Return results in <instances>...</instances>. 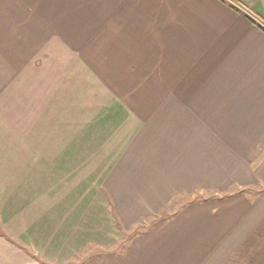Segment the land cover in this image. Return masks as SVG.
Masks as SVG:
<instances>
[{"label":"crops","instance_id":"0c3cea01","mask_svg":"<svg viewBox=\"0 0 264 264\" xmlns=\"http://www.w3.org/2000/svg\"><path fill=\"white\" fill-rule=\"evenodd\" d=\"M261 256L264 0H0V264Z\"/></svg>","mask_w":264,"mask_h":264},{"label":"rangeland","instance_id":"374dc122","mask_svg":"<svg viewBox=\"0 0 264 264\" xmlns=\"http://www.w3.org/2000/svg\"><path fill=\"white\" fill-rule=\"evenodd\" d=\"M232 1L235 2V3L239 2V4H242V0H232ZM261 190H263V188H261ZM246 191L248 193H250V194H255L257 192V190H255V189H249V190H246ZM203 196L210 197L212 195H211L210 192H205V193H202V195L201 194H197L196 196L191 197V198H189V197L188 198H184V200H186V201L193 200V199L194 200H199V199L203 198ZM180 202L181 201H179V203ZM166 211H167L166 213H169L170 209L167 208ZM134 232L136 233V230H134L132 232V234H135ZM132 234H130V235H132ZM127 238H128V236L122 242L121 247H120V244L117 243V245L115 246V250L116 251L122 250L125 247L126 242L128 240ZM103 251H104V249L102 247H100L99 249H95V247H94L90 251H87V253L88 252H103ZM226 264H264V256H261L260 258H256V259H253V260L252 259H247V260L246 259H242V260L241 259H237V260H234V261H228Z\"/></svg>","mask_w":264,"mask_h":264}]
</instances>
